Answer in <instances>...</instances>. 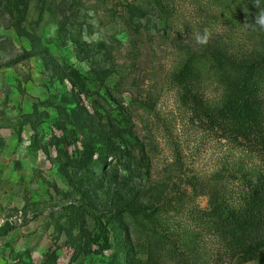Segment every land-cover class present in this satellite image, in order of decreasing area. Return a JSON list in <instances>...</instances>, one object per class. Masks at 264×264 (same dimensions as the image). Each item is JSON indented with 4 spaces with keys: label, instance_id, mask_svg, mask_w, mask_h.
Wrapping results in <instances>:
<instances>
[{
    "label": "rangeland",
    "instance_id": "1",
    "mask_svg": "<svg viewBox=\"0 0 264 264\" xmlns=\"http://www.w3.org/2000/svg\"><path fill=\"white\" fill-rule=\"evenodd\" d=\"M262 9L0 0V264H264Z\"/></svg>",
    "mask_w": 264,
    "mask_h": 264
},
{
    "label": "trees",
    "instance_id": "2",
    "mask_svg": "<svg viewBox=\"0 0 264 264\" xmlns=\"http://www.w3.org/2000/svg\"><path fill=\"white\" fill-rule=\"evenodd\" d=\"M195 57H198V55L193 56V58ZM233 64L235 65V63ZM187 74L189 75L190 72ZM183 76L184 75H182V72L176 75V77H179V79L182 78ZM247 86H248L247 74L245 72H242L240 75V82L238 88L235 91H233L231 94L227 95V98L224 99V102L220 105L219 109L224 110L225 112H227V114L231 115L235 120L239 121L241 127H243L244 129H251L252 126L255 125L252 107L257 105V100L254 96H250L249 94L250 92ZM255 183L257 184L256 189L260 190V192H264V181L255 180ZM210 202L213 203V206H216L218 204L216 198H213V200H210ZM215 211L217 212H214V214L220 219L221 224L223 225L224 228L227 229V231L233 230L235 232V229L240 228V226L242 225V224L235 225L238 222H236L235 219L230 218L228 214H221L220 211L218 210Z\"/></svg>",
    "mask_w": 264,
    "mask_h": 264
},
{
    "label": "clouds",
    "instance_id": "3",
    "mask_svg": "<svg viewBox=\"0 0 264 264\" xmlns=\"http://www.w3.org/2000/svg\"><path fill=\"white\" fill-rule=\"evenodd\" d=\"M254 24L260 29L264 30V9L260 10L259 13L254 17ZM208 39L209 30L208 28H204L202 34L196 35L195 42L199 45H205Z\"/></svg>",
    "mask_w": 264,
    "mask_h": 264
}]
</instances>
